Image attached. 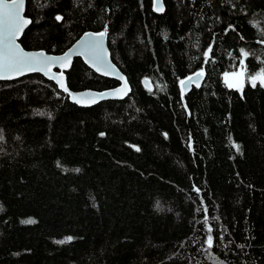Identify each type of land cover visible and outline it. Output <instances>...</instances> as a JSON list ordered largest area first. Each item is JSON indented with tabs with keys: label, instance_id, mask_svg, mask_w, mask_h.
I'll list each match as a JSON object with an SVG mask.
<instances>
[{
	"label": "trees",
	"instance_id": "obj_1",
	"mask_svg": "<svg viewBox=\"0 0 264 264\" xmlns=\"http://www.w3.org/2000/svg\"><path fill=\"white\" fill-rule=\"evenodd\" d=\"M153 1L26 0L23 49L106 30L130 91L81 108L38 74L0 82V264H264V86L223 81L264 71V0ZM65 76L120 85L79 58Z\"/></svg>",
	"mask_w": 264,
	"mask_h": 264
},
{
	"label": "snow or ice",
	"instance_id": "obj_2",
	"mask_svg": "<svg viewBox=\"0 0 264 264\" xmlns=\"http://www.w3.org/2000/svg\"><path fill=\"white\" fill-rule=\"evenodd\" d=\"M25 0H0V80L10 79L14 74L22 75L25 71H43L46 75L49 74L52 65L57 62L63 64L67 62L70 57L67 55L59 58L46 57L43 52L40 53H27L20 48L16 43V39L21 34L23 29L30 22L23 15V7ZM155 10L163 11V6L160 4V0H155ZM57 21H60L62 17L57 16ZM91 37V34H88ZM106 36V30L97 34V38H91L85 41L83 45V53L78 50L77 54H85L90 58L89 62L93 66L103 65L105 63L106 50L103 47V38ZM211 51V49H209ZM243 56H247L248 53L241 50ZM207 56V53H205ZM243 65V60H241ZM99 70V69H98ZM203 72L197 73V77L202 76ZM233 76L239 75L233 73ZM228 73H225L226 83ZM49 79H55L56 83L67 92L68 89L62 82V73L59 77L55 74L49 75ZM123 79V77H121ZM191 79V78H190ZM259 80L261 86H264V71L256 76L251 77L253 87L256 86V82ZM182 84L184 81L181 82ZM233 85L229 84V87ZM120 91V90H118ZM70 94V93H69ZM76 103H81L80 98L73 97ZM234 147L239 150L238 145ZM33 220H28L26 223H34ZM209 231H211L209 229ZM209 247L212 246V237H208L207 241Z\"/></svg>",
	"mask_w": 264,
	"mask_h": 264
},
{
	"label": "water",
	"instance_id": "obj_3",
	"mask_svg": "<svg viewBox=\"0 0 264 264\" xmlns=\"http://www.w3.org/2000/svg\"><path fill=\"white\" fill-rule=\"evenodd\" d=\"M7 2L10 3L11 0H7ZM25 4H26V0L24 2L22 15L30 21V19L25 16ZM160 4L163 6L162 0H160ZM153 7H154V11L157 14H161L163 12V11L155 10V8H156L155 0L153 1ZM163 10H164V7H163ZM30 24H31V21L27 24V26L23 29L21 34L16 39L17 44H19V40L21 39L25 30L30 26ZM88 34H91V37ZM97 34H99V33L88 32V33L83 34L64 53L59 54V55L48 54L46 51H27V50L23 49L21 47V45L19 44L20 48L23 49V51L27 52V53L43 52L46 57H52V58L64 57L67 55L68 57H70V59H68L67 62H65L63 64L57 62L56 64L52 65L48 75H46L45 72H43V71H25L22 75L14 74L12 76V78L0 80V82H9V81H13V80H16V79H19V78H22V77H25L28 75L38 74L41 77L45 78L46 80L53 82L58 87L59 90L65 92L56 83L55 79H49V75L55 74L57 77H59L62 73V82L65 85V87L68 89V87L66 85L65 73L70 70L74 60L79 58L85 63V65L89 69H91L97 75L104 77V78H107V79H110V80L117 81L120 83V85L115 87V88H111V89L104 90V91H94V90L88 89V90L73 92V91L68 90L65 93H67L69 95V101L71 103H73L76 106L81 107V108H90V107H94V106H96L99 103L104 102V101L122 100L125 98L126 94L129 93L130 85H129L126 77L120 72V70L113 64V62L111 60V55H110V51L108 49L106 36L103 38V47L106 50L107 54L105 57V63L103 65L93 66V64L89 62L90 58L88 56H86L85 54H77L78 50L80 53H83V45H84L85 41H88L91 38H97ZM121 77H123V79H121ZM203 77H204V75L197 77V73H195L194 75L185 79L184 83L180 84V88H181L182 93L188 92L192 86L201 87L203 84ZM142 83L147 89L150 88L149 81L143 80ZM118 90H120V91H118ZM73 97L80 98L82 102L76 103L75 100L73 99ZM189 148L192 150L191 142L189 143Z\"/></svg>",
	"mask_w": 264,
	"mask_h": 264
},
{
	"label": "rangeland",
	"instance_id": "obj_4",
	"mask_svg": "<svg viewBox=\"0 0 264 264\" xmlns=\"http://www.w3.org/2000/svg\"><path fill=\"white\" fill-rule=\"evenodd\" d=\"M233 73H238L239 75L233 76ZM229 76L227 77V83H226V77L225 74L223 75V81L229 86V84L233 85L231 88L241 90L242 87L248 82H251V77H246L245 72L242 67L239 68V70L235 72L228 73ZM259 81V80H257Z\"/></svg>",
	"mask_w": 264,
	"mask_h": 264
},
{
	"label": "bare ground",
	"instance_id": "obj_5",
	"mask_svg": "<svg viewBox=\"0 0 264 264\" xmlns=\"http://www.w3.org/2000/svg\"><path fill=\"white\" fill-rule=\"evenodd\" d=\"M148 81V80H147ZM143 84V83H142Z\"/></svg>",
	"mask_w": 264,
	"mask_h": 264
}]
</instances>
